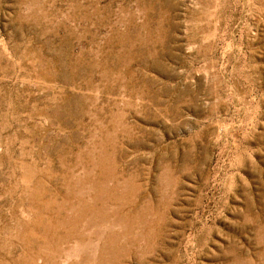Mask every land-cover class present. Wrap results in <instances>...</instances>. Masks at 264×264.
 Returning a JSON list of instances; mask_svg holds the SVG:
<instances>
[{
  "label": "rangeland",
  "instance_id": "374dc122",
  "mask_svg": "<svg viewBox=\"0 0 264 264\" xmlns=\"http://www.w3.org/2000/svg\"><path fill=\"white\" fill-rule=\"evenodd\" d=\"M0 264H264V0H0Z\"/></svg>",
  "mask_w": 264,
  "mask_h": 264
}]
</instances>
